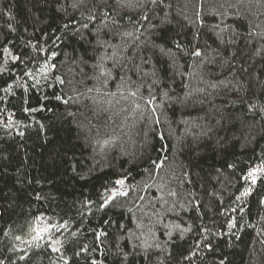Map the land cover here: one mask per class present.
<instances>
[{
	"label": "trees",
	"instance_id": "obj_1",
	"mask_svg": "<svg viewBox=\"0 0 264 264\" xmlns=\"http://www.w3.org/2000/svg\"><path fill=\"white\" fill-rule=\"evenodd\" d=\"M0 264H264V0H0Z\"/></svg>",
	"mask_w": 264,
	"mask_h": 264
},
{
	"label": "rangeland",
	"instance_id": "obj_2",
	"mask_svg": "<svg viewBox=\"0 0 264 264\" xmlns=\"http://www.w3.org/2000/svg\"><path fill=\"white\" fill-rule=\"evenodd\" d=\"M123 187H124V184L121 182H118L117 188L113 189L112 193L114 194V193L119 192ZM46 228H47V222H46L45 216L41 214L39 216V224H38L37 230L38 232L40 231L42 232V231H45Z\"/></svg>",
	"mask_w": 264,
	"mask_h": 264
},
{
	"label": "snow or ice",
	"instance_id": "obj_3",
	"mask_svg": "<svg viewBox=\"0 0 264 264\" xmlns=\"http://www.w3.org/2000/svg\"><path fill=\"white\" fill-rule=\"evenodd\" d=\"M121 183H122V181H121Z\"/></svg>",
	"mask_w": 264,
	"mask_h": 264
}]
</instances>
